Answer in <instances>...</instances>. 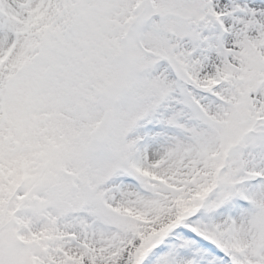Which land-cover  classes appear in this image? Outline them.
<instances>
[{"label": "snow or ice", "instance_id": "obj_1", "mask_svg": "<svg viewBox=\"0 0 264 264\" xmlns=\"http://www.w3.org/2000/svg\"><path fill=\"white\" fill-rule=\"evenodd\" d=\"M0 264H264V0H0Z\"/></svg>", "mask_w": 264, "mask_h": 264}]
</instances>
